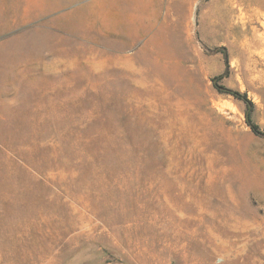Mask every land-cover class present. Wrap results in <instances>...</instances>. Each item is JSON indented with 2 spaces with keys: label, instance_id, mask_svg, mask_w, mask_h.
Instances as JSON below:
<instances>
[{
  "label": "rangeland",
  "instance_id": "374dc122",
  "mask_svg": "<svg viewBox=\"0 0 264 264\" xmlns=\"http://www.w3.org/2000/svg\"><path fill=\"white\" fill-rule=\"evenodd\" d=\"M243 1L0 0V264H264ZM196 192L240 202L242 244L192 243L166 206Z\"/></svg>",
  "mask_w": 264,
  "mask_h": 264
},
{
  "label": "crops",
  "instance_id": "0c3cea01",
  "mask_svg": "<svg viewBox=\"0 0 264 264\" xmlns=\"http://www.w3.org/2000/svg\"><path fill=\"white\" fill-rule=\"evenodd\" d=\"M139 15V14H138ZM135 37L136 42H142L144 40V32L140 31ZM159 36V35H158ZM160 37V36H159ZM154 40H158V37H153ZM202 197V199H201ZM167 199V198H166ZM181 203L178 202V198L175 197L174 205L166 206V209L174 212L175 218L190 219V234L192 243L199 246V241L207 243V248H213L225 251L226 247L235 245L232 242L242 244L245 239L246 220L241 217V204L236 200H226L222 197H216L213 195L201 196L197 192L190 194V196H182ZM199 199L201 201H199ZM203 200V201H202ZM183 202V203H182ZM184 202L191 203V211L188 212L185 209ZM171 228V227H170ZM218 229V231H216ZM219 229H223L221 232ZM226 230V231H225ZM232 231L237 235L234 240L224 238V233ZM257 232V230H253ZM184 232L181 228H174L173 233L182 234ZM206 236V238H204ZM263 240V236H260L259 241ZM99 264H119L116 262H103ZM122 264V263H120Z\"/></svg>",
  "mask_w": 264,
  "mask_h": 264
},
{
  "label": "bare ground",
  "instance_id": "6f19581e",
  "mask_svg": "<svg viewBox=\"0 0 264 264\" xmlns=\"http://www.w3.org/2000/svg\"><path fill=\"white\" fill-rule=\"evenodd\" d=\"M247 8L246 12L238 9L236 20L245 25L247 23H257L264 31V0H246L243 4ZM223 19L226 26L231 22V16L228 11L223 13ZM261 30V31H262ZM250 40L244 39L240 42L241 51H257L264 56V32H260L256 27H250Z\"/></svg>",
  "mask_w": 264,
  "mask_h": 264
},
{
  "label": "trees",
  "instance_id": "16d2710c",
  "mask_svg": "<svg viewBox=\"0 0 264 264\" xmlns=\"http://www.w3.org/2000/svg\"><path fill=\"white\" fill-rule=\"evenodd\" d=\"M247 122H248V124L250 125L251 130H252V132H253L254 134H256V135H261V134H259L257 127H256L255 125L252 124V122H251L249 116L247 117Z\"/></svg>",
  "mask_w": 264,
  "mask_h": 264
}]
</instances>
